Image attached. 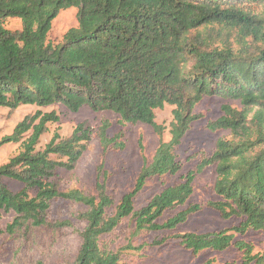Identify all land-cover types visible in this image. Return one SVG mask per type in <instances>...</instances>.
<instances>
[{"label": "trees", "instance_id": "1", "mask_svg": "<svg viewBox=\"0 0 264 264\" xmlns=\"http://www.w3.org/2000/svg\"><path fill=\"white\" fill-rule=\"evenodd\" d=\"M73 8L78 26L62 43L51 44L53 21ZM8 19L20 20L21 29L5 28ZM214 96L242 105L241 110L226 107V116L210 124L214 131H230L232 140H219L196 170L137 209L149 182L180 174L176 150L198 119L196 106ZM55 104L72 112L84 107L111 112L122 126L148 125L160 136L156 111L170 106L171 139L160 143L151 162L144 158L133 189L116 204L105 183L97 184V196L60 189L59 172L75 170L92 141L88 124L78 125L68 138L55 133L38 149L48 124L59 117L54 112L27 116L0 140V148L21 145L0 167V215L15 213L0 229V239L9 235L14 247L6 264H42L35 260L37 251L60 242L71 224L52 217L58 200L88 208L81 214L86 227L74 264H129L127 257L148 247L135 245L140 236L175 232L201 211L189 205L161 221L189 204L196 177L209 167L216 168L220 200L207 207L240 224L171 234L152 245L175 241L195 256L236 247L243 264H264V252L253 254L251 244L236 240L249 231L264 233V0H0V107ZM110 127L106 121L97 132L104 153L124 151L125 134L109 138ZM7 181L22 188L13 192Z\"/></svg>", "mask_w": 264, "mask_h": 264}, {"label": "rangeland", "instance_id": "2", "mask_svg": "<svg viewBox=\"0 0 264 264\" xmlns=\"http://www.w3.org/2000/svg\"><path fill=\"white\" fill-rule=\"evenodd\" d=\"M4 26L8 30L17 31L21 29V21L8 19ZM77 26V9L62 11L52 23V30L48 37L49 42L53 45L62 43L65 34ZM228 106L238 110L242 109L239 101L226 100L217 96L205 97L196 106L194 114L198 116V119L192 124L190 131L176 150V155L182 166L180 174L165 177L161 181L152 180L149 182L137 198V209L145 205L153 195L160 193L166 186L180 182L181 175L196 170L204 158L203 156L210 155L219 140H232L233 135L230 131L210 129V124L216 123L226 116L225 108ZM38 112L41 114L54 112L59 117V122L48 124V133L42 136L38 149H43L55 133L62 138H68L80 124L86 123L93 130L92 141L76 169L71 172H59L60 189L63 191L78 190L84 195L97 196V184L105 183L108 195L114 199L116 204L133 189L143 167L144 158L151 162L160 143L168 142L171 139L173 108L170 106L156 111V123L163 127V134L160 136L153 127L148 125L122 126L119 123V117L111 112L96 113L89 107H84L79 112H72L62 104H55L43 108L33 105L22 106L15 111L0 107V140L12 135L15 127L27 116H35ZM106 121L111 125L108 131L109 138H114L120 133L125 134L123 141L126 149L124 151L104 153L97 138V132ZM20 151V143L2 146L0 148V167ZM217 177L215 167L206 168L199 174L193 184L194 193L189 204L174 212L166 213L161 221H166L189 205H199L201 211L192 216L175 232L146 233L140 236L135 240V245L145 244L148 247L140 256L127 257L129 264H205L208 261H212L213 264H243V254L236 247H231L221 253L205 251L195 256L175 241L161 247L152 245L171 234L218 232L240 224V220L236 218L222 219L216 211L207 207L209 203L220 200L215 192ZM7 182L13 192L22 188L21 184L17 182ZM87 210L88 208L74 202L65 200L53 202L52 217L59 221H67L71 226L64 229L65 235L55 247L37 251L35 260L42 264H74L81 245L80 234L86 227V223L81 219V214ZM14 218V212H1L0 229L5 230ZM11 240L12 238L7 234L0 239V264L8 263L12 257L14 247ZM236 240L251 244L254 248L253 254L264 252L263 232L249 231L244 236L238 234Z\"/></svg>", "mask_w": 264, "mask_h": 264}]
</instances>
